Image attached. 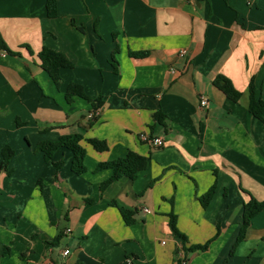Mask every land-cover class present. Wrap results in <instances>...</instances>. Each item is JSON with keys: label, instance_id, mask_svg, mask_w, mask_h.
<instances>
[{"label": "crops", "instance_id": "0c3cea01", "mask_svg": "<svg viewBox=\"0 0 264 264\" xmlns=\"http://www.w3.org/2000/svg\"><path fill=\"white\" fill-rule=\"evenodd\" d=\"M46 4L0 0L9 49L0 46V162L5 145L14 150L0 169V264H177L170 214L186 247L214 237L204 251L184 250L185 264H264V209L236 244L244 203L264 199V123L248 110L251 77L264 99V0H56V17ZM43 46L73 62L59 87L40 65ZM217 74L242 92L237 102L212 84ZM70 82L89 98L68 101ZM74 133L86 150L81 174L69 149L48 161L35 150ZM130 152L147 168L101 189L111 169L97 165ZM119 208L135 209V221Z\"/></svg>", "mask_w": 264, "mask_h": 264}, {"label": "trees", "instance_id": "16d2710c", "mask_svg": "<svg viewBox=\"0 0 264 264\" xmlns=\"http://www.w3.org/2000/svg\"><path fill=\"white\" fill-rule=\"evenodd\" d=\"M47 15L49 17L57 16V5L56 0H47L46 4ZM0 46L9 50L4 41L0 38ZM118 49L115 47L116 52ZM146 51L131 52L132 56H145ZM38 58L40 60L41 67L48 73L53 83L59 87L61 84V69L73 67V62L62 52L53 50L47 46H43L38 52ZM212 84L219 89L231 102H237L242 95V92L235 88L230 78L223 74H217L212 80ZM249 102L248 110L257 119L264 123V99L257 97L256 87L254 84V78L251 77L248 85ZM89 98L85 93L84 87L77 82H70L65 91V97L69 101L73 97ZM94 106L100 107L102 104L101 97L92 100ZM153 118L156 122L164 123L166 118L162 111L158 110L153 114ZM94 116L89 117V123H92ZM83 139V135L80 133H74L69 135L61 136L57 140L52 141H41L36 145L35 150L43 153V157L46 161L51 160L56 150L61 147L67 148L72 152L71 170L76 174L85 172L86 167L84 164L86 150L81 145L80 141ZM85 141L92 145L96 150L103 151L107 149V143L104 140L96 138H85ZM2 160L0 162V169H7L10 158L14 155V150L9 146L5 145L2 150ZM148 157L130 152L125 158H117L112 161L102 162L97 165V169L109 168L111 169V175L101 184V189H104L109 183L118 180L121 177L134 178L135 175L148 166ZM61 162H56L54 165L56 168L60 166ZM215 184H212L210 188L199 197V201L203 207L207 206L211 200ZM115 205V203H112ZM264 209V199L257 200L254 197H250L243 205L242 213V224L236 239V244L245 237L247 228L251 224L252 218L257 215L261 210ZM120 214L126 224H132L135 221L136 210L119 208ZM170 228L173 235L180 239L181 245L185 251H204L208 248L210 242L213 240L209 239L202 244H192L188 247L185 246L187 237L179 231L176 226V217L174 214H170ZM59 239V235L55 238V241ZM235 244V245H236ZM7 250V247H5ZM177 264H182L180 259H176ZM83 264V263H76Z\"/></svg>", "mask_w": 264, "mask_h": 264}, {"label": "built area", "instance_id": "2783aa9c", "mask_svg": "<svg viewBox=\"0 0 264 264\" xmlns=\"http://www.w3.org/2000/svg\"><path fill=\"white\" fill-rule=\"evenodd\" d=\"M178 54L180 56H184L186 54V50L185 49H180L178 51ZM199 105L201 106V108L205 109L208 106V99H207V97L201 95L199 97ZM92 115H94V114L93 113H90L89 114V117H91ZM139 137L142 140H145V141L149 142L152 146H155V147H161V146L164 145L163 137H160V136H150L149 133L144 132V133H141L139 135ZM143 211L149 212L150 210L147 209V208H144ZM183 251H184L183 246L182 245L179 246V248H178V257L177 258L181 260V263L182 264H185L186 263V256L184 255V252ZM68 252H69L68 249L62 250V254L63 255H66Z\"/></svg>", "mask_w": 264, "mask_h": 264}]
</instances>
